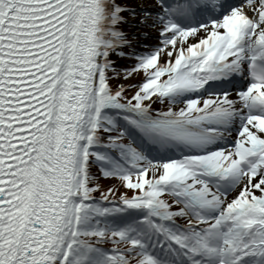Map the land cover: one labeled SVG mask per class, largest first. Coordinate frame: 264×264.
<instances>
[{"label": "snow or ice", "instance_id": "1", "mask_svg": "<svg viewBox=\"0 0 264 264\" xmlns=\"http://www.w3.org/2000/svg\"><path fill=\"white\" fill-rule=\"evenodd\" d=\"M0 264H264V0H0Z\"/></svg>", "mask_w": 264, "mask_h": 264}, {"label": "rangeland", "instance_id": "2", "mask_svg": "<svg viewBox=\"0 0 264 264\" xmlns=\"http://www.w3.org/2000/svg\"><path fill=\"white\" fill-rule=\"evenodd\" d=\"M102 183H104L105 185H107V184L111 183V181H109V180H102Z\"/></svg>", "mask_w": 264, "mask_h": 264}, {"label": "trees", "instance_id": "3", "mask_svg": "<svg viewBox=\"0 0 264 264\" xmlns=\"http://www.w3.org/2000/svg\"><path fill=\"white\" fill-rule=\"evenodd\" d=\"M98 194V193H97Z\"/></svg>", "mask_w": 264, "mask_h": 264}]
</instances>
